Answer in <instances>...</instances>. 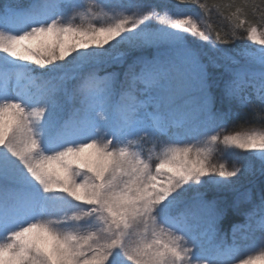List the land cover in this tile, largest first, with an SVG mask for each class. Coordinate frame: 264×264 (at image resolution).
<instances>
[{"label": "snow or ice", "instance_id": "obj_1", "mask_svg": "<svg viewBox=\"0 0 264 264\" xmlns=\"http://www.w3.org/2000/svg\"><path fill=\"white\" fill-rule=\"evenodd\" d=\"M95 2L0 0V264H264V0Z\"/></svg>", "mask_w": 264, "mask_h": 264}, {"label": "trees", "instance_id": "obj_2", "mask_svg": "<svg viewBox=\"0 0 264 264\" xmlns=\"http://www.w3.org/2000/svg\"><path fill=\"white\" fill-rule=\"evenodd\" d=\"M114 3L117 2V0H112ZM20 4H25L24 0H18ZM145 3H153L157 5H163V4H171L175 3V0H144ZM201 2H207L208 4L212 3H219V2H224L227 3L229 0H201ZM179 7L181 8H189L191 12H196L198 11V8L195 5H180ZM163 14V13H162ZM210 23H212L216 28L220 29L223 28L224 30H227V24L225 21L221 20L220 18L217 17L215 13H213L212 17L210 18ZM245 41L244 39H237L234 41L233 44L230 45H222L221 47H227L229 49H239L244 45ZM210 72H215L212 69L209 70ZM241 115L239 118L230 120L227 125V131L229 132H234V131H242L250 127H256L259 128L261 125L259 122L253 121L252 119V114L251 113H246L243 110H240ZM256 183H259V175L256 176ZM253 186L251 184H246L245 187L243 188V191L248 190L249 188H252ZM255 192V189H253ZM232 196L231 194L229 195V199H231ZM244 220L243 216L231 214L228 219H226L222 225V230L226 233L231 229V223H236V222H242ZM260 234V233H259ZM259 237V235H258ZM258 237H253L252 239H249L246 244L247 247H252L251 251H255L258 247Z\"/></svg>", "mask_w": 264, "mask_h": 264}, {"label": "rangeland", "instance_id": "obj_3", "mask_svg": "<svg viewBox=\"0 0 264 264\" xmlns=\"http://www.w3.org/2000/svg\"><path fill=\"white\" fill-rule=\"evenodd\" d=\"M24 2H25V4H26V3L28 2V0H24ZM83 2H86V3H88L89 5H91V6H92V11H93L94 14H96L97 16H102V15L104 14V12L107 11L106 8H103V7L97 6L95 0H83ZM112 2H113V1H112ZM113 3H114V2H113ZM244 41H245L244 45H248V46L251 47V48H256V47H258V46H256V45H251V43H250L249 41H247L246 39H244ZM244 45H243V46H244ZM0 58H2V54H0ZM69 59H71V58L69 57ZM31 67H35V66L32 65ZM212 70H213V69H212ZM213 71H216V70H213ZM216 130L219 131V129H216ZM222 134H223V133H222ZM199 138H200L201 140L203 139V133H202V132L199 134ZM232 152H233V153H236V155H234V156H229V157L227 158V162H228V167H229V168L232 166L233 162L241 163V162H243L246 158H248V157H250V156L252 155L251 153L238 152V150H232ZM222 153H223V148H222V146H220V147L218 148L217 152L214 154L213 162H222V161L225 159V157L223 156ZM145 154H147V153H145ZM256 163H257V167H258V162H256ZM257 175H258V173H257ZM255 178H256V177H255ZM233 179H234V178H233ZM246 184H248V181H247V180H245V181L243 182V186H242V188H241V191H243V188L245 187ZM242 223H244V220H243L242 222H236V224H242ZM221 234L225 236V239L227 240L228 243H231V242H232V231H231V229H230L229 231H227L226 233H225L223 230H221ZM258 235H259V237H260V234L257 232V233L255 234V237L257 238ZM259 237H258V240H257V241H258L257 244H259ZM238 238H239V234H238ZM258 247H259V245H258ZM258 247H257V248H258ZM251 249H252V247H247L246 251H251Z\"/></svg>", "mask_w": 264, "mask_h": 264}]
</instances>
